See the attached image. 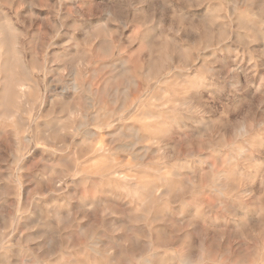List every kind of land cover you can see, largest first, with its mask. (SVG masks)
Listing matches in <instances>:
<instances>
[{"label": "rangeland", "instance_id": "374dc122", "mask_svg": "<svg viewBox=\"0 0 264 264\" xmlns=\"http://www.w3.org/2000/svg\"><path fill=\"white\" fill-rule=\"evenodd\" d=\"M0 45V264H264V0H0Z\"/></svg>", "mask_w": 264, "mask_h": 264}, {"label": "bare ground", "instance_id": "6f19581e", "mask_svg": "<svg viewBox=\"0 0 264 264\" xmlns=\"http://www.w3.org/2000/svg\"><path fill=\"white\" fill-rule=\"evenodd\" d=\"M235 8V7H234ZM2 27V26H1ZM5 27V26H4ZM11 31V30H10ZM8 32V31H7ZM8 34H11V33H8ZM257 34V33H256ZM1 46V45H0ZM29 56H31V55H29ZM30 58V57H29ZM28 58V59H29ZM7 63V62H6ZM19 63V62H18ZM20 64V63H19ZM24 65V64H23ZM8 67H9V63H8ZM26 70V69H25ZM23 73V72H22ZM14 76H15V73H14ZM6 78H8V77H6ZM5 80V79H4ZM9 80H10V76H9ZM8 80V81H9ZM169 80V79H168ZM165 81V80H164ZM9 83H11V82H9ZM172 84V83H171ZM11 85V84H10ZM166 87V86H165ZM169 87V86H168ZM176 87V86H175ZM27 88H29L28 86H27ZM8 89H10V87H8ZM7 89V90H8ZM76 89V88H75ZM173 89V88H172ZM27 90V89H26ZM14 91V90H13ZM28 91V90H27ZM65 91V90H64ZM69 91V90H68ZM8 92H9V90H8ZM7 92V93H8ZM13 93V92H12ZM28 93V92H27ZM22 96V95H21ZM5 97H7V96H5ZM89 98V97H88ZM23 99V98H22ZM25 100V99H24ZM89 100V99H88ZM26 102V101H25ZM22 103V102H21ZM16 104V103H15ZM19 104V103H18ZM9 105V104H8ZM91 105V104H90ZM155 105V104H154ZM7 107V106H6ZM17 107V106H16ZM19 107V106H18ZM157 107V106H156ZM160 108V107H159ZM8 109V108H7ZM153 109V108H152ZM11 110V109H10ZM9 110V111H10ZM69 110V109H68ZM183 113V112H182ZM54 114V113H53ZM171 114V113H170ZM97 115V114H96ZM138 115H140V114H138ZM148 116V115H147ZM147 116H145V117H147ZM152 116V115H151ZM19 117V116H18ZM94 117V116H93ZM144 117V118H145ZM150 117V116H149ZM53 118H55V117H53ZM97 118V117H96ZM148 118V117H147ZM175 118H176V116H175ZM182 118V117H181ZM61 119V118H60ZM135 119V118H134ZM143 119V118H142ZM172 120V119H171ZM177 120V119H176ZM61 121H62V119H61ZM139 121V120H138ZM191 121V120H190ZM105 122V121H104ZM173 122V121H172ZM201 122V121H200ZM28 123V122H27ZM109 123V122H108ZM161 123V122H160ZM60 124V123H59ZM146 124V123H145ZM145 124H144V126H145ZM159 124V123H158ZM163 124H164V122H163ZM162 124V125H163ZM178 124V123H177ZM183 124V123H182ZM61 125H62V123H61ZM60 125V126H61ZM148 125V124H147ZM146 125V126H147ZM184 125V124H183ZM81 126V125H80ZM54 127V126H53ZM58 128H59V126H57ZM57 127H55V129L57 128ZM130 127V126H129ZM133 127V126H132ZM156 127V126H155ZM166 127H168L167 125H166ZM179 127V126H178ZM184 128V127H183ZM50 129V128H49ZM62 129V128H61ZM159 129V128H158ZM164 129V128H163ZM122 130V129H121ZM120 130V131H121ZM165 130V129H164ZM65 131V130H64ZM86 131V130H85ZM123 131V130H122ZM135 131H136V129H135ZM168 132H169V130H167ZM55 132V131H54ZM148 132V131H147ZM63 133V132H62ZM61 133V134H62ZM75 133H77V132H75ZM88 133V132H87ZM91 133V132H90ZM124 133V132H123ZM153 133V132H152ZM164 133V132H163ZM84 134V133H83ZM86 134V133H85ZM92 134V133H91ZM241 134V133H240ZM122 135V134H121ZM155 135V134H154ZM167 135V134H166ZM165 135V136H166ZM44 136V135H43ZM88 136H90V135H88ZM94 136V135H93ZM113 136V135H112ZM130 137H132L131 135H129ZM102 137V136H101ZM125 137V136H124ZM158 137V136H157ZM111 138V137H110ZM113 138V137H112ZM121 138V137H120ZM142 138V137H141ZM141 138H140V140H141ZM151 138H153V137H151ZM50 139V138H49ZM48 139V140H49ZM91 139V138H90ZM51 140V139H50ZM109 140V139H108ZM114 140V139H113ZM125 140V139H124ZM139 140V139H138ZM143 140V139H142ZM145 140V139H144ZM143 140V141H144ZM83 141V140H82ZM88 141V140H87ZM203 141V140H202ZM49 142V141H48ZM52 144H53V142L52 141H50ZM78 142V141H77ZM92 142H94V141H92ZM109 142V141H108ZM121 142H122V140H121ZM219 142H221V140L219 141ZM249 142V141H248ZM74 143V142H73ZM78 143H81V142H78ZM88 143H89V141H88ZM115 143V142H114ZM151 143V142H150ZM212 143V142H211ZM76 144V143H75ZM83 144V143H82ZM202 144V143H201ZM79 145V144H78ZM241 145V144H240ZM62 146V145H61ZM89 146H90V144H89ZM99 146V145H98ZM104 146V145H103ZM105 147V146H104ZM238 147V146H237ZM118 148H120V147H118ZM141 148V147H140ZM145 148V147H144ZM144 148H143V150H144ZM88 149V148H87ZM105 149V148H104ZM121 149V148H120ZM124 149V148H123ZM217 149V148H216ZM146 150V149H145ZM94 151V150H93ZM154 152H156V151H154ZM174 152V151H173ZM145 153H146V151H145ZM151 153V152H150ZM89 154V153H88ZM147 154V153H146ZM237 154V153H236ZM143 154H141V156H142ZM213 155H214V153H213ZM87 156V155H86ZM102 156V155H101ZM218 155H216V157H217ZM81 157V156H80ZM83 158V157H82ZM86 158V157H85ZM85 158H83V159H85ZM89 158V157H88ZM144 158H145V156H144ZM222 158V157H221ZM218 159H219V157H218ZM43 160V159H42ZM60 160V159H59ZM82 160V159H81ZM88 160V159H87ZM93 160V159H92ZM224 160V159H223ZM259 160V159H258ZM107 161V160H106ZM146 161V160H145ZM202 161V160H201ZM200 161V162H201ZM219 161V160H218ZM227 161V160H226ZM225 161V162H226ZM108 162V161H107ZM186 162V161H185ZM188 162V161H187ZM230 162V161H229ZM97 162H95V164H96ZM109 163V162H108ZM231 163V162H230ZM235 163V162H234ZM237 163V162H236ZM235 163V164H236ZM87 164H89V163H87ZM95 164L93 163V165L95 166ZM98 164H100V162L98 163ZM117 164V163H116ZM173 164V163H172ZM188 164V163H187ZM199 164V163H198ZM226 164V163H225ZM183 165V164H182ZM189 165V164H188ZM51 166V165H50ZM84 166V165H83ZM86 166V165H85ZM88 166V165H87ZM100 166V165H99ZM223 166V165H222ZM51 167H53V166H51ZM89 167V166H88ZM208 167V166H207ZM233 167V166H232ZM235 167V166H234ZM45 168V167H44ZM71 168V167H70ZM107 168H108V166H107ZM224 168H227V167H224ZM73 169V168H72ZM203 169V168H202ZM209 169V168H208ZM220 169H222V168H220ZM232 169V168H231ZM239 169V168H238ZM242 169V168H241ZM77 171H78V169H76ZM81 170V169H80ZM85 170V169H84ZM235 170V169H234ZM68 171H70V170H68ZM67 171V172H68ZM111 171V170H110ZM156 171H158V170H156ZM171 171V169L169 170V172ZM222 171H224V170H222ZM239 171V170H238ZM76 172V171H75ZM133 172V171H132ZM162 172V171H161ZM189 172V171H188ZM193 172H195V171H193ZM207 172V171H206ZM235 172V171H234ZM166 173H167V171H166ZM165 172H164V175L166 174ZM171 173V172H170ZM198 173V172H197ZM202 173V172H201ZM224 173V172H223ZM44 174H46V173H44ZM139 174V173H138ZM178 174V173H177ZM205 174V173H204ZM207 174H209V173H207ZM214 174V173H213ZM241 174V173H240ZM64 175V174H63ZM117 175V174H116ZM136 176H137V173L135 174ZM143 175V174H142ZM146 174H144V176H145ZM148 175V174H147ZM175 175H176V173H175ZM199 175V174H198ZM242 175V174H241ZM70 177H71V175H69ZM113 176H115V175H113ZM134 176V175H133ZM143 176V177H144ZM166 176H170V175H166ZM177 176V175H176ZM192 176V175H191ZM205 176V175H204ZM224 176V175H223ZM50 177V176H49ZM96 177V176H95ZM104 177V176H103ZM229 177V176H228ZM46 178V177H45ZM194 178V177H193ZM197 178V177H196ZM195 178V179H196ZM223 178V177H222ZM68 179V178H67ZM138 179V178H137ZM148 179V178H147ZM152 179V178H151ZM160 179V178H159ZM175 179V178H174ZM187 179V178H186ZM191 179V178H190ZM64 180V179H63ZM149 180V179H148ZM198 180H199V178H198ZM201 180V179H200ZM204 180V179H203ZM61 181H62V179H61ZM70 181H72V180H70ZM87 181H88V179L87 180H85V182L87 183ZM90 181V180H89ZM106 181V180H105ZM110 181V180H109ZM116 181V180H115ZM114 181V182H115ZM125 181V180H124ZM136 181V180H135ZM147 181V180H146ZM150 181V180H149ZM155 181V180H154ZM160 181V180H159ZM171 181V180H170ZM207 181V180H206ZM58 182V181H57ZM64 182V181H63ZM162 182V181H161ZM178 182V181H177ZM202 182H204V181H202ZM215 182V181H214ZM39 183V182H38ZM60 183V182H59ZM81 183V182H80ZM89 184H90V182H88ZM113 183V182H112ZM133 183V182H132ZM137 183V185H138V182H136ZM147 183H148V181H147ZM151 183V182H150ZM206 183V182H205ZM232 183V182H231ZM55 184V183H54ZM61 184V183H60ZM83 184V183H82ZM103 184V183H102ZM126 184V183H125ZM128 184V183H127ZM143 184V183H142ZM145 184V183H144ZM154 184V183H153ZM156 184V183H155ZM224 184V183H223ZM226 184H228V182L226 183ZM68 185V184H67ZM124 185V184H123ZM134 185H135V182H134ZM163 185V184H162ZM222 185V184H221ZM235 185V184H234ZM63 186V185H62ZM79 186V185H78ZM83 186V185H82ZM106 186V185H105ZM198 186V185H197ZM223 186V185H222ZM221 186V187H222ZM57 187V186H56ZM143 187V186H142ZM171 187V186H170ZM220 187V186H219ZM236 187H238V186H236ZM247 187V186H246ZM60 188V187H59ZM67 188V187H66ZM109 188V187H108ZM154 188H157V187H154ZM154 188H153V190H154ZM173 188V187H172ZM181 188V187H180ZM180 188H179V190H180ZM224 188V187H223ZM57 189V188H56ZM61 189V188H60ZM91 189V188H90ZM107 189V188H106ZM160 189V188H159ZM165 189H167V188H165ZM169 189V188H168ZM210 189H212V188H210ZM238 189V188H237ZM243 189V188H242ZM59 190V189H58ZM62 190V189H61ZM69 189H67V191H68ZM84 190V189H83ZM89 190V189H88ZM126 190H127V188H126ZM138 190V189H137ZM141 190H142V188H141ZM188 190V189H187ZM45 191V190H44ZM74 191H75V189H74ZM148 191V190H147ZM161 191V190H160ZM178 191V190H177ZM193 191V190H192ZM70 192V191H69ZM113 192V191H112ZM134 192H137L136 190L134 191ZM152 192V191H151ZM159 192V191H158ZM163 192H165V191H163ZM167 192H169L168 190H167ZM191 192V191H190ZM220 192V191H219ZM62 193V192H61ZM60 193V194H61ZM83 193H84V191H83ZM55 194H58V193H55ZM87 194V193H86ZM152 194H154V192L152 193ZM177 194V193H176ZM184 194V193H183ZM66 195V194H65ZM68 195V194H67ZM85 195V194H84ZM94 195V194H93ZM111 195V194H110ZM158 195V194H157ZM52 196V195H51ZM97 196V195H96ZM158 196H160V193H159V195ZM242 196V195H241ZM83 197V196H82ZM113 197V196H112ZM123 197V196H122ZM138 197V196H137ZM192 197V196H191ZM233 197V196H232ZM70 198V197H69ZM91 198H92V196H91ZM118 198V197H117ZM134 198V197H133ZM181 198V197H180ZM207 198H209L208 196H207ZM64 199V198H63ZM70 199H72V198H70ZM94 199V198H93ZM96 199H97V197H96ZM101 199V198H100ZM110 199V198H109ZM86 200V199H85ZM91 200V199H90ZM106 200V199H105ZM115 200V199H114ZM118 200V199H117ZM120 200H121V198H120ZM175 200H177V199H175ZM190 200V199H189ZM64 201H66L65 199H64ZM87 201V200H86ZM88 201H89V199H88ZM92 201V204H93V200H91ZM91 201H89L90 203H91ZM100 201V200H99ZM112 201V200H111ZM111 201H110V203H111ZM139 201V200H138ZM67 202V201H66ZM65 202V203H66ZM72 202V201H71ZM80 202V201H79ZM174 202V201H173ZM176 202V201H175ZM206 202H208V201H206ZM210 202H211V200H210ZM62 203H63V201H62ZM69 204H70V202H68ZM84 203V202H83ZM89 203V204H90ZM101 203V202H100ZM122 203H124V201L122 202ZM130 203V202H129ZM134 203V202H133ZM185 203H186V201H185ZM193 203V202H192ZM214 203V202H213ZM245 203V202H244ZM95 204V203H94ZM114 204V203H113ZM136 204V203H135ZM141 204H143V203H141ZM144 204H146V202L144 203ZM216 204V203H215ZM219 204H221V203H219ZM226 204V203H225ZM56 205V204H55ZM122 205V204H121ZM196 205V204H195ZM233 205V204H232ZM71 206V205H70ZM69 206V207H70ZM92 206V205H91ZM131 206V205H130ZM137 206V205H136ZM151 206V205H150ZM55 207V206H54ZM60 207V206H59ZM59 207H58V209H59ZM83 207V206H82ZM99 207V206H98ZM123 207V206H122ZM127 207V206H126ZM68 208V207H67ZM66 208V210H69V209H71V208H69V209H67ZM97 208V207H96ZM102 208V207H101ZM108 208V207H107ZM119 208V207H118ZM226 208V207H225ZM74 209V208H73ZM110 209V208H109ZM253 209V208H252ZM24 210V209H23ZM23 210H22V212H23ZM75 210V209H74ZM107 210V209H106ZM114 210V209H113ZM170 210V209H169ZM176 210V209H175ZM180 210V209H179ZM201 210V209H200ZM218 210H219V208H218ZM229 210H230V208H229ZM228 210V211H229ZM233 210V209H232ZM242 210V209H241ZM240 210V211H241ZM65 211V210H64ZM112 211V210H111ZM147 211V210H146ZM185 211H186V209H185ZM245 211V210H244ZM255 211H256V209H255ZM254 211V212H255ZM21 212V213H22ZM59 212V211H58ZM93 212V211H92ZM109 212V211H108ZM167 212V211H166ZM194 212V211H193ZM230 212V211H229ZM0 213H2V212H0ZM72 213V212H71ZM116 213V212H115ZM191 213V212H190ZM243 213V212H242ZM137 214V213H136ZM146 214V213H145ZM149 214V213H148ZM168 214V213H167ZM172 214V213H171ZM181 214V213H180ZM237 214V213H236ZM236 214H235V216H236ZM1 215V214H0ZM91 215V214H90ZM108 215V214H107ZM111 215V214H110ZM121 215V214H120ZM120 215H119V217H120ZM127 215H128V213H127ZM138 215H139V213H138ZM169 215V214H168ZM176 215V214H175ZM233 215V214H232ZM244 215H246V214H244ZM255 215V214H254ZM2 216V215H1ZM116 216H117V214H116ZM122 216V215H121ZM145 216V215H144ZM173 216V215H172ZM177 216V215H176ZM185 216V215H184ZM235 216H234V218H235ZM242 216V215H241ZM240 216V217H241ZM256 216V215H255ZM106 217V216H105ZM166 217V216H165ZM169 217H170V215H169ZM178 217V216H177ZM249 217V216H248ZM261 217V216H260ZM1 218V217H0ZM2 218H4V217H2ZM22 218H24V217H22ZM133 217L131 216V218L130 219H132ZM218 218V217H217ZM247 218V217H246ZM250 218V217H249ZM135 219H136V217H135ZM177 219V218H176ZM189 219V221H190V218H188ZM192 219V218H191ZM195 219V218H194ZM238 219V218H237ZM243 219V218H242ZM260 219H262V218H260ZM124 220V219H123ZM148 220V219H147ZM180 220V219H179ZM178 220V221H179ZM197 220V219H196ZM201 220V219H200ZM199 220V221H200ZM219 220V219H218ZM225 220V219H224ZM249 220V219H248ZM11 221V220H10ZM165 221V220H164ZM195 221V220H194ZM203 221V220H202ZM246 221H247V219H246ZM250 221V220H249ZM263 221V220H262ZM80 222H81V220H80ZM114 222H115V220H114ZM191 222H193V220L191 221ZM206 222V221H205ZM240 222H241V219H240ZM12 224H13V222H11ZM11 223H9V224H11ZM110 223V222H109ZM136 223V222H135ZM208 223H209V221H208ZM238 223V222H237ZM263 223V222H262ZM39 224V223H38ZM45 224V223H44ZM186 224V223H185ZM210 224V223H209ZM219 224V223H218ZM217 224V225H218ZM230 224V223H229ZM50 225V224H49ZM116 225H117V223H116ZM124 225V224H123ZM127 225V224H126ZM132 225V224H131ZM142 225H143V223H142ZM244 225V224H243ZM70 226V225H69ZM75 226V225H74ZM130 226V225H129ZM166 226H168V225H166ZM173 226V225H172ZM232 226H233V224H232ZM232 226H231V228H232ZM237 226H240V225H237ZM257 226H258V224H257ZM80 227V226H79ZM87 227V226H86ZM115 227V226H114ZM118 227V226H117ZM119 227H122V225L121 226H119ZM234 227V226H233ZM49 228V227H48ZM72 228V227H71ZM85 228V227H84ZM191 228V227H190ZM235 228V227H234ZM264 228V227H263ZM81 229V228H80ZM123 229V228H122ZM137 229V228H136ZM140 229V228H139ZM187 229V228H186ZM156 230V229H155ZM83 231V230H82ZM132 231V230H131ZM141 231V230H140ZM263 231H264V229H263ZM69 232V231H68ZM73 232V231H72ZM71 232V233H72ZM80 232V231H79ZM85 232V231H84ZM161 232H163V231H161ZM160 232V233H161ZM172 232V231H171ZM174 232V231H173ZM41 233V232H40ZM148 233V232H147ZM257 233V232H256ZM35 234V233H34ZM90 234V233H89ZM2 235V234H1ZM38 235V234H37ZM82 235V234H81ZM92 235V234H91ZM145 235V234H144ZM260 235V234H259ZM258 235V236H259ZM84 236H85V234H84ZM177 236V235H176ZM263 236V235H262ZM1 237V236H0ZM146 237V236H145ZM149 237V236H148ZM63 238V237H62ZM71 238V237H70ZM86 238V237H85ZM115 238H118V237H115ZM120 238H122V237H120ZM127 238V237H126ZM179 238V237H178ZM72 239V238H71ZM109 239V238H108ZM91 240V239H90ZM112 240V239H111ZM116 240H118V239H116ZM120 240V239H119ZM1 241V240H0ZM84 241V240H83ZM82 241V242H83ZM123 241V240H122ZM6 242V241H5ZM106 242V241H105ZM113 242V241H112ZM7 243V242H6ZM40 243V242H39ZM118 243H119V241H118ZM8 244V243H7ZM79 244H81V243H79ZM104 244V243H103ZM116 245H117V243H116ZM130 245V244H129ZM138 245V244H137ZM146 245V244H145ZM20 246V245H19ZM73 246V245H72ZM84 246V245H83ZM158 246V245H157ZM6 247V246H5ZM9 247V246H8ZM10 247H13V246H10ZM9 247V248H10ZM21 247V246H20ZM31 246H29L28 248H30ZM74 247V246H73ZM78 247V246H77ZM87 247V246H86ZM104 247V246H103ZM130 247H131V245H130ZM53 248V247H52ZM56 248V247H55ZM65 248V247H64ZM105 248V247H104ZM133 248V247H132ZM189 248V247H188ZM31 249V248H30ZM69 249V248H68ZM139 249V248H138ZM137 249V250H138ZM3 250V249H2ZM27 250H29V249H27ZM86 250V249H85ZM144 250V249H143ZM149 250V249H148ZM187 250V249H186ZM189 250V249H188ZM21 251V250H20ZM37 251H38V249H37ZM41 251V250H40ZM98 252V251H97ZM143 252V251H142ZM193 252V251H192ZM7 253H8V251H7ZM14 253V252H13ZM34 253V252H33ZM55 253V252H54ZM85 253V252H84ZM108 253V252H107ZM3 254V253H2ZM1 254V255H2ZM190 254V253H189ZM21 255V254H20ZM31 255V254H30ZM40 255V254H39ZM70 255V254H69ZM161 255V254H160ZM192 255V254H191ZM247 255V254H246ZM245 255V256H246ZM8 256V255H7ZM32 256V255H31ZM83 256V255H82ZM90 256V255H89ZM156 256V255H155ZM193 256V255H192ZM50 257V256H49ZM102 257V256H101ZM194 257V256H193ZM6 259H7V257H5ZM4 258V259H5ZM155 258V257H154ZM192 258V257H191ZM201 258V257H200ZM248 258V257H247ZM246 258V259H247ZM10 259V258H9ZM62 259V258H61ZM74 259V258H73ZM80 259V258H79ZM89 259V258H88ZM91 259V258H90ZM108 259V258H107ZM160 259V258H159ZM158 259V260H159ZM168 259V258H167ZM171 259V258H170ZM229 259V258H228ZM86 260H87V258H86ZM190 260V259H189ZM193 260V259H192ZM199 260V259H198ZM245 260V259H244ZM17 261V260H16ZM20 261V260H19ZM61 261V260H60ZM73 261V260H72ZM88 261V260H87ZM123 261V260H122ZM2 262V261H1ZM6 262V261H5ZM13 262V261H12ZM23 262V261H22ZM28 262V261H27ZM30 262V261H29ZM86 262V261H85ZM126 262V261H125ZM128 262V261H127ZM188 263L189 262H191L192 263V261L190 260V261H187ZM262 262V261H261ZM6 263H8V262H6ZM11 263V262H10ZM71 263V262H70ZM81 263V262H80ZM97 263V262H96ZM129 263V262H128ZM152 263V262H151ZM52 264V263H51ZM54 264H55V261H54ZM72 264V263H71ZM85 264V263H84ZM106 264H108V263H106ZM145 264V263H144ZM167 264V263H166Z\"/></svg>", "mask_w": 264, "mask_h": 264}]
</instances>
